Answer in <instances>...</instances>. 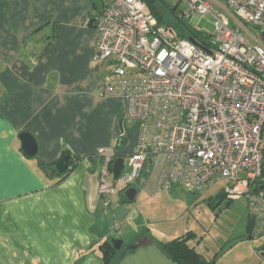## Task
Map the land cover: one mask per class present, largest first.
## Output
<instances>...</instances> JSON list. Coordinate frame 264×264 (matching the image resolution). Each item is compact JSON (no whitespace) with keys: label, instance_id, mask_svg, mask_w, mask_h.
I'll list each match as a JSON object with an SVG mask.
<instances>
[{"label":"crops","instance_id":"1","mask_svg":"<svg viewBox=\"0 0 264 264\" xmlns=\"http://www.w3.org/2000/svg\"><path fill=\"white\" fill-rule=\"evenodd\" d=\"M110 1L0 0V264H103L99 243L115 238L112 226L122 219L123 243L129 231V244L167 241L122 205L145 187L159 192V162L153 182L129 185L133 201L122 187L106 206L98 194V149L124 158L138 137L124 102L96 94L107 71L93 60L90 18ZM22 131L36 141L32 156L21 149ZM64 154L72 167L59 175L51 165Z\"/></svg>","mask_w":264,"mask_h":264},{"label":"built area","instance_id":"2","mask_svg":"<svg viewBox=\"0 0 264 264\" xmlns=\"http://www.w3.org/2000/svg\"><path fill=\"white\" fill-rule=\"evenodd\" d=\"M176 1L184 20L211 15L209 40L176 34L144 0H111L96 21L93 60L107 69L96 94L121 99L138 132L115 180L114 150L98 149V194L108 205L159 162L156 191L224 180L264 228V0Z\"/></svg>","mask_w":264,"mask_h":264},{"label":"rangeland","instance_id":"3","mask_svg":"<svg viewBox=\"0 0 264 264\" xmlns=\"http://www.w3.org/2000/svg\"><path fill=\"white\" fill-rule=\"evenodd\" d=\"M164 1L175 9L176 14L171 13L159 3L160 1H156L155 5L163 21L169 24L176 34L181 35L186 31L184 22L199 32H213L211 15L195 16L187 20L182 18L179 22L177 15L183 12V4L177 3L176 0ZM104 69L107 71L105 66ZM156 170L158 164H153L150 172L142 170L136 183L147 179L150 184L154 181ZM225 185L224 180H219L201 193L189 191L180 184H174L171 190L163 189L157 193H153L154 186H151V189L145 187L139 190L136 200L122 205H126L125 212L128 211L127 207L130 209V215L136 216L139 224L141 220L147 221L150 233L156 238L169 240L193 233L199 241H191L196 243V250L206 259L213 260L214 264H264V228L255 224L251 235L248 236L249 215L252 216L249 213L248 198L246 194L240 197L230 198L225 195L219 198ZM114 196L116 201L120 197L117 191ZM123 223L122 219L119 229H110V236H122L126 228ZM131 236L129 231V235L124 237V243L128 242Z\"/></svg>","mask_w":264,"mask_h":264},{"label":"trees","instance_id":"4","mask_svg":"<svg viewBox=\"0 0 264 264\" xmlns=\"http://www.w3.org/2000/svg\"><path fill=\"white\" fill-rule=\"evenodd\" d=\"M144 1L146 5L148 6V9L156 16L158 22L160 23H165V22L163 21V18L160 15V12L158 11L157 6L155 5L156 1L158 2L160 1L159 3L165 6L167 9H169L171 13L176 14L175 9H173L164 0H144ZM103 11H101V13L97 16L93 15L90 18V23L95 26L97 19L103 13ZM177 17H178L179 22L180 20L182 21V18L180 16L177 15ZM184 26L186 27V35L188 37L191 36L197 42H200V43H205L207 40H209L210 33L199 32L191 27H188L186 22H184ZM68 155L71 156L70 154ZM51 166H54V164H52ZM71 167H72V164L69 161L68 168L65 170V172L70 170ZM124 189L125 188H123V190ZM225 194L226 193L224 190L221 191L219 198L224 197ZM249 213L252 214L251 211H249ZM250 216L251 215H249V217ZM252 231L253 229L252 230L248 229V236L251 235ZM194 240H195L194 234L187 233L185 235L170 238L167 241L157 242V244L160 247V249L176 264H214L213 260L206 259L202 254H200L195 249L194 244L191 242ZM196 241L198 242V239ZM125 246L126 244L123 243L121 249L116 250L111 245L110 238L103 239L99 243V249L101 252L102 259H103V264H117L119 259L128 252L125 250Z\"/></svg>","mask_w":264,"mask_h":264},{"label":"water","instance_id":"5","mask_svg":"<svg viewBox=\"0 0 264 264\" xmlns=\"http://www.w3.org/2000/svg\"><path fill=\"white\" fill-rule=\"evenodd\" d=\"M21 141L22 151L32 156L37 151V144L34 137L27 131H22L18 134ZM69 159L68 155L64 154L55 164L54 169L57 174H62L68 167ZM124 165V159L122 156L117 157L112 165L113 178L115 179ZM264 187H261V189ZM136 193L134 187H128L124 191V195L127 201H133ZM254 223V217L250 216L248 221V229L252 230ZM110 243L114 249H121L123 243L119 238H110ZM125 250L128 251L124 254L117 264H176L173 262L158 246L156 241L150 237H142L135 243L125 246Z\"/></svg>","mask_w":264,"mask_h":264},{"label":"clouds","instance_id":"6","mask_svg":"<svg viewBox=\"0 0 264 264\" xmlns=\"http://www.w3.org/2000/svg\"><path fill=\"white\" fill-rule=\"evenodd\" d=\"M117 157H118V156H116V157H115V159H116ZM115 159H114V160H115ZM123 159H124V158H123ZM113 162H114V161H113ZM120 172H121V171H120ZM112 173H113V172H112ZM118 176H119V175H118ZM118 176H117V177H118ZM117 177H116V178H117ZM116 178H115V179H116ZM128 187H130V186H127V187H122V188H125V189H127ZM252 216H253V214H252ZM253 217H254V216H253ZM253 227H254V223H253ZM252 229H253V228H252Z\"/></svg>","mask_w":264,"mask_h":264}]
</instances>
